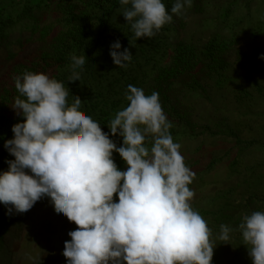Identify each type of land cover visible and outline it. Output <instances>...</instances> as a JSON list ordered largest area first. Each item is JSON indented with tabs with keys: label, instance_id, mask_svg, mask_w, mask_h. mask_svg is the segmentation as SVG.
I'll return each instance as SVG.
<instances>
[{
	"label": "trees",
	"instance_id": "trees-1",
	"mask_svg": "<svg viewBox=\"0 0 264 264\" xmlns=\"http://www.w3.org/2000/svg\"><path fill=\"white\" fill-rule=\"evenodd\" d=\"M162 2L171 14L175 0ZM255 5L263 6L264 0ZM126 7L120 0H0V52L8 67L0 87V174L14 160L5 141L14 138L12 127L24 122L13 109L20 95L14 77L31 71L63 82L69 103L78 96L80 110L96 120L117 147L122 137L111 136L108 124L128 105V86L146 95L157 92L172 124L170 134L185 145L184 162L195 173L189 185L194 192L191 204L212 230L211 264H252L248 246L235 229L243 216L264 211V124L252 123L264 117V110L255 108L264 106V72L256 77L248 70L257 53L252 43L264 36V30H257L262 20L255 27L252 19L244 23L252 9L247 0H192L190 8L174 15L153 37L137 40L123 17ZM192 17L213 22L215 31L207 40L183 35ZM116 41L120 51L127 48L132 54L125 68H118L109 54ZM29 45L33 53L19 57ZM73 55H84L86 62L77 69L80 80L68 83ZM262 57L263 52L259 58L264 62ZM211 90L228 98L230 111L203 122L196 103L208 100ZM217 110L214 107L215 114ZM234 111L239 115L234 117ZM243 111L252 114L242 118ZM198 140L195 149L187 144ZM113 159L126 170L118 153ZM10 208L0 204V259L10 252L6 264H12L9 240L18 239L28 223V211L12 209L9 214ZM221 224L234 229L227 241L218 239Z\"/></svg>",
	"mask_w": 264,
	"mask_h": 264
},
{
	"label": "clouds",
	"instance_id": "clouds-1",
	"mask_svg": "<svg viewBox=\"0 0 264 264\" xmlns=\"http://www.w3.org/2000/svg\"><path fill=\"white\" fill-rule=\"evenodd\" d=\"M120 4L129 6L123 17L138 40L153 37L192 0H175L171 14L162 0ZM120 48L114 42L109 54L118 68H125L132 54ZM71 60L68 83L80 80L77 69L86 58L73 55ZM14 87L20 95L13 109L24 122L12 127L14 138L4 144L14 157L0 174V204L12 206L9 214L12 209L25 213L41 198H50L54 211L76 225L64 242L68 264H211L212 230L191 204L195 173L170 134L159 93L146 95L128 86V105L108 124L111 136L122 137L117 147L80 110L78 96L69 103L63 82L26 71L14 77ZM114 152L125 171L117 167ZM235 230L252 264H264V211L243 216ZM233 231L221 224L218 239L229 240Z\"/></svg>",
	"mask_w": 264,
	"mask_h": 264
},
{
	"label": "rangeland",
	"instance_id": "rangeland-1",
	"mask_svg": "<svg viewBox=\"0 0 264 264\" xmlns=\"http://www.w3.org/2000/svg\"><path fill=\"white\" fill-rule=\"evenodd\" d=\"M247 1L251 3L252 9L246 19H244V23H250L252 19L255 27V25L262 20L260 29H257L259 32H262L264 30V5H255V2H258V0ZM213 26L214 24L210 19L202 21L200 17H192L183 35L186 37L190 36L199 41H205L215 31ZM252 46L253 49H256L257 53L254 56L252 68L247 69L255 74L256 77H260L259 75L264 72V62L259 58V55H261L262 52L264 53V36L261 40L257 41L255 45L252 43ZM33 51L34 46L29 45L26 47L25 52L19 57L26 58L32 54ZM7 69L8 67L5 63L3 54L0 52V87L2 83H4L8 73ZM209 93L210 98L208 100L206 98L196 103L197 111L203 122H207L212 118L215 119L224 116L225 112L230 111V104L227 97L221 96L223 94L214 90L209 91ZM214 107L218 109L216 114L214 112ZM255 108L256 110H264L262 104H258ZM251 114L252 113L247 111L240 112L242 118H244L245 115ZM238 115L239 112L236 113V111H234V117ZM252 123L257 126H262L264 124V117H258L256 121H252ZM198 142L201 141L198 140L197 142H189L187 144L195 149V147L198 146ZM179 144L181 145L180 152L184 157V155L187 154L184 150L185 145ZM75 228L76 225L69 222L63 214H57L54 211L50 198H41L28 211V223L22 228L19 238H12L8 242L12 249V264H68L67 260L62 255L64 242L70 241L71 238L68 233L75 230ZM9 255L10 252L6 253L5 257L0 259V264H6L5 259Z\"/></svg>",
	"mask_w": 264,
	"mask_h": 264
}]
</instances>
